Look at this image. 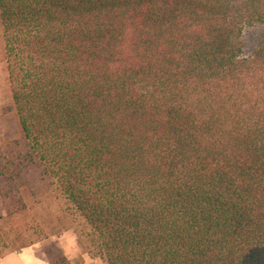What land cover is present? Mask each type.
I'll return each mask as SVG.
<instances>
[{"label":"trees","instance_id":"obj_1","mask_svg":"<svg viewBox=\"0 0 264 264\" xmlns=\"http://www.w3.org/2000/svg\"><path fill=\"white\" fill-rule=\"evenodd\" d=\"M252 27L264 0H0V259L49 238L30 199L105 264H264Z\"/></svg>","mask_w":264,"mask_h":264},{"label":"rangeland","instance_id":"obj_2","mask_svg":"<svg viewBox=\"0 0 264 264\" xmlns=\"http://www.w3.org/2000/svg\"><path fill=\"white\" fill-rule=\"evenodd\" d=\"M264 29L261 27L246 28L242 32L241 43L244 55H248L261 40ZM19 136V128L15 113L12 109L10 100L9 86L7 81L6 67L4 63L0 62V142L4 143L17 139ZM2 186V179L0 178V188ZM29 206L31 215L43 227V229L51 237H58L65 233H72L71 230L60 231V227L56 221V208L54 206H47L45 204H34L32 200H26ZM3 210L0 202V227H4ZM60 231V232H59ZM48 238V239H49ZM79 247V246H78ZM51 255L58 261L61 259L54 246L50 247ZM84 255V254H83ZM66 260V259H65ZM97 264H105L96 259ZM71 263V261H68ZM72 263L83 264L82 259L74 260ZM58 264H62L61 262Z\"/></svg>","mask_w":264,"mask_h":264},{"label":"crops","instance_id":"obj_3","mask_svg":"<svg viewBox=\"0 0 264 264\" xmlns=\"http://www.w3.org/2000/svg\"><path fill=\"white\" fill-rule=\"evenodd\" d=\"M52 246L61 258L71 263L82 259L83 264H97L96 260L82 254L74 234L68 232L55 238L51 237L20 252L7 254L0 259V264H53L55 259L51 255L50 247Z\"/></svg>","mask_w":264,"mask_h":264}]
</instances>
